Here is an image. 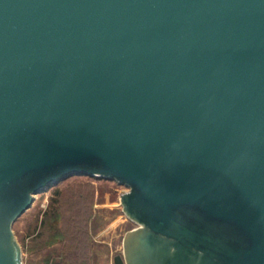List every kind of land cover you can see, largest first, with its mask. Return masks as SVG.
I'll return each instance as SVG.
<instances>
[{
    "label": "water",
    "instance_id": "obj_1",
    "mask_svg": "<svg viewBox=\"0 0 264 264\" xmlns=\"http://www.w3.org/2000/svg\"><path fill=\"white\" fill-rule=\"evenodd\" d=\"M71 174L128 188L113 264H264V0H0V264Z\"/></svg>",
    "mask_w": 264,
    "mask_h": 264
},
{
    "label": "rangeland",
    "instance_id": "obj_2",
    "mask_svg": "<svg viewBox=\"0 0 264 264\" xmlns=\"http://www.w3.org/2000/svg\"><path fill=\"white\" fill-rule=\"evenodd\" d=\"M127 189L112 179L71 174L37 193L12 226L23 264H45L48 254L59 255V264H113L124 235L137 227L119 202ZM55 214L60 235L52 237Z\"/></svg>",
    "mask_w": 264,
    "mask_h": 264
},
{
    "label": "trees",
    "instance_id": "obj_3",
    "mask_svg": "<svg viewBox=\"0 0 264 264\" xmlns=\"http://www.w3.org/2000/svg\"><path fill=\"white\" fill-rule=\"evenodd\" d=\"M51 220H52V222H51L52 225L49 226L50 227L49 228L50 233H51L52 237L59 236L60 235L59 232L55 231L56 229L54 227L56 225V223H57L58 215L55 214L54 217H53V219H51ZM57 256L59 257V255H57ZM57 256L56 255H52V254H48V256L46 258V261H45V264H59V262H57V260H56V257Z\"/></svg>",
    "mask_w": 264,
    "mask_h": 264
}]
</instances>
